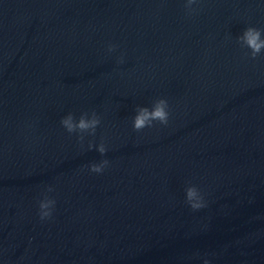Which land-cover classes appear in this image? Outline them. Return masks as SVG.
I'll return each mask as SVG.
<instances>
[{"label":"water","instance_id":"1","mask_svg":"<svg viewBox=\"0 0 264 264\" xmlns=\"http://www.w3.org/2000/svg\"><path fill=\"white\" fill-rule=\"evenodd\" d=\"M186 4L0 0V264H264V0Z\"/></svg>","mask_w":264,"mask_h":264},{"label":"clouds","instance_id":"2","mask_svg":"<svg viewBox=\"0 0 264 264\" xmlns=\"http://www.w3.org/2000/svg\"><path fill=\"white\" fill-rule=\"evenodd\" d=\"M196 2L197 0H187L185 7L189 10V13L195 11L192 9V5ZM240 42L251 50L253 59L259 56L262 50H264V39H262V31L259 29L252 27L246 29L243 36L240 37ZM109 51H114V47H110ZM168 108L169 105L165 99H160L155 102L151 109L147 107L138 108L137 115L133 121L134 130L139 132L145 128L153 127L154 122L167 125L170 117ZM61 123L69 133H81L80 139L82 141L84 138L83 134L85 133L95 135L96 129L101 121L95 113L92 114L91 119H89L87 113H85L81 116L78 122L75 121L73 115L69 114L61 121ZM89 147L91 148L93 145H90ZM98 151L101 155L106 154L107 149L103 143L100 144ZM108 163L107 160H104L100 164H92L90 170L94 173H102L108 166ZM49 191H52V189L50 188ZM186 201L193 211H199L207 207L203 193L195 186L186 189ZM55 204V200L47 197L40 202L39 215L41 220H46L52 217V210L54 209ZM205 264H209V261L205 260Z\"/></svg>","mask_w":264,"mask_h":264}]
</instances>
